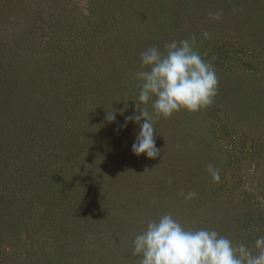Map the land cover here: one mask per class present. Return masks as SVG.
<instances>
[{
	"label": "rangeland",
	"instance_id": "374dc122",
	"mask_svg": "<svg viewBox=\"0 0 264 264\" xmlns=\"http://www.w3.org/2000/svg\"><path fill=\"white\" fill-rule=\"evenodd\" d=\"M193 36L218 77L214 102L168 118L149 106L160 152L136 155L139 126L121 125L137 111L140 55ZM36 77L44 89L34 81L30 90ZM0 101L14 131L2 141L15 154L0 153V264H139L133 240L164 214L256 251L264 0H0ZM19 138L24 155L11 142Z\"/></svg>",
	"mask_w": 264,
	"mask_h": 264
},
{
	"label": "clouds",
	"instance_id": "9594fccd",
	"mask_svg": "<svg viewBox=\"0 0 264 264\" xmlns=\"http://www.w3.org/2000/svg\"><path fill=\"white\" fill-rule=\"evenodd\" d=\"M219 15L216 13L215 17ZM204 36L207 38V33ZM195 44L193 36L172 40L163 51L152 46L141 53L142 70L135 73L139 84L138 114L134 111L126 116L121 125L126 128L131 122L139 126L131 145L134 154L155 159L160 152L149 106L155 116L168 118L180 110L200 111L214 102L218 77L213 66L195 50ZM107 119L114 121L115 114L107 115ZM208 171L214 182L220 180L219 170L213 165H208ZM196 195L189 192L186 199ZM254 248L255 252L244 243L234 246L232 240L215 230L187 229L170 214L149 221L133 240V254L139 257V264H264V236L256 238Z\"/></svg>",
	"mask_w": 264,
	"mask_h": 264
},
{
	"label": "trees",
	"instance_id": "16d2710c",
	"mask_svg": "<svg viewBox=\"0 0 264 264\" xmlns=\"http://www.w3.org/2000/svg\"><path fill=\"white\" fill-rule=\"evenodd\" d=\"M38 75V74H37ZM40 78H38L37 79V77L34 79H30V81H29V84H32V85H29V88H30V90H33V89H35V87L33 86V83H34V81L36 82V83H41V85L43 84V89H44V87H46V84H44V80H43V78H41L40 80H39ZM46 83V82H45ZM9 88V87H8ZM8 88H6V90L8 91V92H6V94H7V96H6V98H7V100H11V101H14V102H17L18 103V101H19V99H18V95H17V93L16 92H14L13 90H8ZM10 89V88H9ZM17 92H18V90H17ZM40 95H41V92H39L38 94H37V101L36 102H39L38 104H37V106H39V111H40V114L41 115H44L45 113H44V110L46 109V108H48V105H47V103H46V108L44 107L45 106V102L43 101V99H41V97H40ZM1 103H3V101H0V104ZM18 104H20V103H18ZM18 104H15V107H10V108H12L11 110H16V108L18 107ZM71 106H72V104H70ZM45 108V109H44ZM29 109V111H28V114H31L32 112H33V109L31 108V107H29L28 108ZM7 115V114H6ZM12 115H13V121H14V113H12ZM81 116H83V115H81ZM11 118V116H9V115H7V116H2V115H0V153L1 152H5V154H8V153H11V154H13V155H15L14 153H13V147L11 148V149H7L5 146L7 145H5L4 144V141H7V139H3L2 138V136L4 135V134H10V136L11 137H13V132L14 131H12L13 130V123H12V119H10ZM29 121H31L30 119L28 120V122ZM78 121V120H77ZM19 122V121H18ZM32 122V121H31ZM30 122V123H31ZM79 122V121H78ZM15 123V122H14ZM30 123H28V124H30ZM33 124H36V123H33ZM11 125V126H10ZM44 131V133H45V129L43 130ZM27 134V137H28V140L29 141H32V138H34L32 135H31V133L29 132V130H28V133H26ZM52 135L53 134H55V133H51ZM51 134H50V137H51ZM20 135V137L22 138V134H19ZM25 135V134H24ZM38 135H40V134H38ZM21 138H19V139H16L17 141H15L14 140V142L13 141H11L12 143H13V145H14V148L16 149V151H17V153H18V155H22L24 152H26L25 150H22V149H19L21 146H22V141H19ZM2 140H4V141H2ZM19 142V143H18ZM65 142V141H64ZM14 143H16V144H14ZM18 144V146L16 147V145ZM19 147V148H18ZM63 147H66V146H63ZM10 151V152H8V151ZM22 152V154H19V153H21ZM24 154H26V153H24ZM23 154V155H24ZM50 191H48L47 190V188L45 187L44 188V190H43V192L42 193H49Z\"/></svg>",
	"mask_w": 264,
	"mask_h": 264
}]
</instances>
